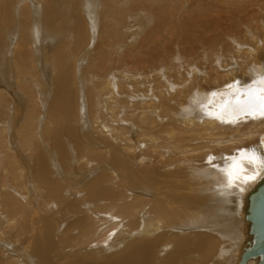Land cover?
Segmentation results:
<instances>
[{
    "label": "bare ground",
    "instance_id": "6f19581e",
    "mask_svg": "<svg viewBox=\"0 0 264 264\" xmlns=\"http://www.w3.org/2000/svg\"><path fill=\"white\" fill-rule=\"evenodd\" d=\"M227 17L243 33L222 38L218 53L198 51ZM102 34L101 64L117 67L90 64L84 101L82 61ZM9 54L17 74H0V264L239 262L247 196L264 177L240 159L241 150L264 157V0H0V66ZM44 66L52 94L41 108ZM21 69L46 110L27 112L25 150L14 148L18 130L7 132ZM205 147L204 160L193 156ZM233 158L254 179L229 187ZM124 228L134 235L111 247Z\"/></svg>",
    "mask_w": 264,
    "mask_h": 264
},
{
    "label": "rangeland",
    "instance_id": "374dc122",
    "mask_svg": "<svg viewBox=\"0 0 264 264\" xmlns=\"http://www.w3.org/2000/svg\"><path fill=\"white\" fill-rule=\"evenodd\" d=\"M173 1H175V0H173ZM101 2H102V0H101ZM91 16H93V14ZM225 22L226 23L224 25H222V27L220 28V31H221L220 33H215V34L213 33V36H212L213 40L210 43L200 42L197 44L198 45V51L204 49L206 51L213 53L217 50L216 52L218 53L221 51V45H220L221 42L220 41L222 38L226 40V39H228V36H230L232 34L238 35V33H243L242 30L244 27V22H237V21H235L229 17H227L225 19ZM124 29L126 30V29H128V27H124ZM95 30H96V26H95ZM125 30H124V32H125ZM134 31H136L135 28L132 29V32H134ZM129 33L126 34L127 39H128V44H132L133 38H130L131 36L129 37ZM95 35H96V32H95ZM95 35L93 36L92 42H89V43H91V47L89 48V51L84 55V58L82 61L83 62V68H84L83 69V82L81 84V91L82 92H79V90L77 91V98H79V97H81V95H83L84 101H85V97H84L85 92L87 93L88 91H91V93H92V91L94 90L93 85L95 84V79H93V75H94L93 68H101L102 70H105V71H107V73H109V72H112L113 70H115L117 67L116 63H115L116 67H114L115 69L110 68V67H105L106 64L109 63L108 59H106L104 61V63L101 64L102 58L104 56H106L104 53L109 48L110 41L108 40V38L106 37L105 34H102V36L100 38L101 39L100 42H97V37H95ZM122 36L124 38V35H122ZM64 49H69V48H67V46H66V47H64ZM9 56L11 57V60L6 65L4 63H2V65L0 66V74H3L6 76V73L10 72L11 74H15V79H16L17 70L15 69L14 63H12L13 58H12L11 54H9ZM213 56H215V55H213ZM40 61H42V60L40 59ZM117 63H119V62L117 61ZM90 64H94V67L93 68L90 67ZM44 67H45V69H44L45 74L43 73V71H41L40 75L38 76V79H40V78L43 79V74L46 76V79H44L46 81V82H44L45 83L44 85L47 86V88L44 92V93H46L45 97L40 95L41 91H39V93H38V99H39V104H40L41 108L43 107V105L45 106V104L48 101H50V97L52 94L50 89H49V81H50L51 74H53V70L48 69V71H47L46 66H44ZM30 74H31L30 72L21 69V72L19 73V79H20L21 83H20V85H16V87H13L14 90L16 89L17 94L16 95L12 94V96L10 98L11 101H15V103H16L15 115L17 114L16 115L17 123H16V126L13 128V131H12V126H11L10 129H7V132L13 136L15 129L18 130L19 143H17V145L14 147L18 150H25V149H27V147L29 145V143L27 141H25L23 138V134H24L23 131L25 130L26 125H27V121H28L27 112H29V109H35V112H40L41 113L40 117L42 115L46 114V110H40L39 109V111H38L36 106L34 105L32 95H34L35 91H34L33 82L31 81V75ZM110 75L112 76L111 73H110ZM5 76L3 78H5ZM89 79L91 82L88 81ZM10 82L13 83L12 79ZM77 82H78V80H77ZM15 84H16V82H15ZM64 84H65V88L66 89L68 88V92H75L74 90H72L68 87V84H66V83H64ZM78 84H79V82H78ZM72 87H73V85H72ZM79 88H80V86L77 89H79ZM73 96H75V94H73ZM95 97H97V95H95ZM102 98H103L102 96H99V99H102ZM104 108L102 109V111H104ZM78 109H79V111H81V109L79 107H78ZM87 121L89 122L88 127L91 129V121H90V118L88 116V112H87ZM39 130H40V126L38 128V136H39ZM217 143L218 142L210 143L209 145L210 146H212V145L216 146ZM207 149H208V147H205L202 150L193 151L192 152L194 154L193 156L195 158H200V159L204 160V158H205L204 153L207 151ZM48 154H50V153H48ZM48 160L50 162L51 167L53 168L52 160L49 157H48ZM57 170L58 169H56V171ZM93 173H96V172H93ZM2 175H5V169H3V167L0 166V180H1ZM207 214H209V212L203 214V216L205 215L204 218L207 217ZM212 214H213V216H217L216 213L212 212ZM223 215L226 216L227 214L223 213ZM106 216H108V214H106ZM233 217L236 219V223L238 226L239 220L241 222V219L238 218L239 217L238 215H235V216L233 215ZM226 218H229V216H227ZM221 225L223 227H225L226 223L224 220L221 221ZM241 228H242V225H241L240 229H239V227H237V232H239L241 230ZM220 229H224V228L220 227ZM121 230H120L121 232L119 233V235H116L114 242L111 245V247H115V246L117 247L118 246L117 248H121L123 242L134 235L133 232L128 233L125 230V228L121 229ZM240 237L244 238L241 231H240ZM239 242H240V240H239ZM88 249H94V247L89 246ZM249 264H251V263H249Z\"/></svg>",
    "mask_w": 264,
    "mask_h": 264
},
{
    "label": "water",
    "instance_id": "95a60500",
    "mask_svg": "<svg viewBox=\"0 0 264 264\" xmlns=\"http://www.w3.org/2000/svg\"><path fill=\"white\" fill-rule=\"evenodd\" d=\"M247 200L244 220L249 239L237 264H246L251 259H257L256 264H264V177L249 192Z\"/></svg>",
    "mask_w": 264,
    "mask_h": 264
},
{
    "label": "snow or ice",
    "instance_id": "6c2138e0",
    "mask_svg": "<svg viewBox=\"0 0 264 264\" xmlns=\"http://www.w3.org/2000/svg\"><path fill=\"white\" fill-rule=\"evenodd\" d=\"M260 84V91L264 92V77H261ZM259 107L261 109L262 114H264V96L259 98ZM211 159L212 158L209 157V161H211ZM240 159H247L252 163H259V165L264 168V157L257 156L252 150H248L247 152L245 150H241ZM223 171L227 173L229 187H232L237 179H240L241 182H247L249 180L254 179V177L251 175H243L241 177V173H243L245 169L240 165L239 160L237 158H233V163Z\"/></svg>",
    "mask_w": 264,
    "mask_h": 264
}]
</instances>
